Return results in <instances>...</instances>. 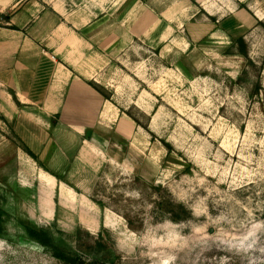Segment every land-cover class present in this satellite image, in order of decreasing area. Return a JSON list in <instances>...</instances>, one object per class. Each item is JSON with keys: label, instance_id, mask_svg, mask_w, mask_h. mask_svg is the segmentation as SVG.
<instances>
[{"label": "rangeland", "instance_id": "374dc122", "mask_svg": "<svg viewBox=\"0 0 264 264\" xmlns=\"http://www.w3.org/2000/svg\"><path fill=\"white\" fill-rule=\"evenodd\" d=\"M44 1L93 24L94 83L136 123L139 146L125 162L102 158L90 230L76 211L62 217L57 191L53 214L40 213V169L0 113V264H264V0ZM236 8L257 20L242 42L206 13ZM168 200L176 220L159 207Z\"/></svg>", "mask_w": 264, "mask_h": 264}, {"label": "crops", "instance_id": "0c3cea01", "mask_svg": "<svg viewBox=\"0 0 264 264\" xmlns=\"http://www.w3.org/2000/svg\"><path fill=\"white\" fill-rule=\"evenodd\" d=\"M236 10L220 18L206 12L215 26L212 30L244 39L257 20ZM197 13L186 29L196 28ZM0 14L10 17L0 21V113L23 153L40 169L38 209L50 217L57 191L64 219L76 211L81 224L97 229L100 206L88 194L102 158L126 160L129 148L138 149L140 132L91 84L100 69L92 39L85 35L93 24L81 26V33L74 22H65L58 7L44 0H11L6 7L0 5ZM27 157L23 169L31 174L35 169ZM82 173L87 177L80 180ZM107 219L105 215L103 224L111 227Z\"/></svg>", "mask_w": 264, "mask_h": 264}, {"label": "trees", "instance_id": "16d2710c", "mask_svg": "<svg viewBox=\"0 0 264 264\" xmlns=\"http://www.w3.org/2000/svg\"><path fill=\"white\" fill-rule=\"evenodd\" d=\"M0 19H4L6 21H9L10 20V17L8 15H2V14H0ZM238 40L240 42H242L243 41V38H239ZM91 84L94 86V88H96L102 94L103 97H105L106 99H110L111 100L110 96L108 94H106L105 89L102 86L97 85L95 83H91ZM34 158H36V157L34 156ZM94 202H96L100 207H102V204L100 202H97L95 200H94ZM159 207L162 210V212H163L164 215H167L168 218H170L172 220H176L174 218V216H173V213L175 211L174 208H173L174 205H173V203L170 200H168L166 202V206H164V203L163 202H160ZM26 229H27V231H28V233L30 235H32L33 237H36V238L38 237V235L40 233L38 230H36L35 228H33L31 226H27Z\"/></svg>", "mask_w": 264, "mask_h": 264}, {"label": "bare ground", "instance_id": "6f19581e", "mask_svg": "<svg viewBox=\"0 0 264 264\" xmlns=\"http://www.w3.org/2000/svg\"><path fill=\"white\" fill-rule=\"evenodd\" d=\"M107 220H108V222L110 221V219H109V218H108Z\"/></svg>", "mask_w": 264, "mask_h": 264}]
</instances>
